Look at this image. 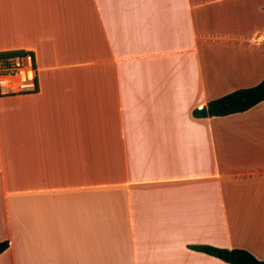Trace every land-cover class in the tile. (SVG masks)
Here are the masks:
<instances>
[{"label":"crops","instance_id":"obj_1","mask_svg":"<svg viewBox=\"0 0 264 264\" xmlns=\"http://www.w3.org/2000/svg\"><path fill=\"white\" fill-rule=\"evenodd\" d=\"M37 90L0 94V264L264 259V0H0V52Z\"/></svg>","mask_w":264,"mask_h":264},{"label":"trees","instance_id":"obj_2","mask_svg":"<svg viewBox=\"0 0 264 264\" xmlns=\"http://www.w3.org/2000/svg\"><path fill=\"white\" fill-rule=\"evenodd\" d=\"M25 53L23 50L0 52V56H15ZM264 100V79L257 85L240 88L210 100L201 109H195L197 117L225 116L244 112ZM9 247L7 240L0 242V254ZM202 250L219 257L230 264H264V259L257 258L252 252L243 248H215L204 246Z\"/></svg>","mask_w":264,"mask_h":264},{"label":"built area","instance_id":"obj_3","mask_svg":"<svg viewBox=\"0 0 264 264\" xmlns=\"http://www.w3.org/2000/svg\"><path fill=\"white\" fill-rule=\"evenodd\" d=\"M37 67L32 52L0 56V94L37 90Z\"/></svg>","mask_w":264,"mask_h":264}]
</instances>
